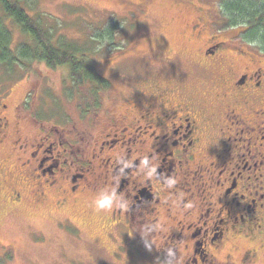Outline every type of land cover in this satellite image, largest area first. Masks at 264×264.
Returning <instances> with one entry per match:
<instances>
[{
	"label": "flooded vegetation",
	"instance_id": "af4514ba",
	"mask_svg": "<svg viewBox=\"0 0 264 264\" xmlns=\"http://www.w3.org/2000/svg\"><path fill=\"white\" fill-rule=\"evenodd\" d=\"M184 2L204 42L184 72L119 77L121 88L104 98L100 91L116 87L100 75L107 85L89 92L78 118L48 130L30 115L41 133L16 132L17 180L32 183L34 203L62 209L96 199L127 264H235L221 255L235 243L264 245V53L242 38L244 25H226L220 0ZM0 122L1 134L8 121ZM8 183L0 172V186L20 202ZM74 225L64 228L76 233ZM256 259L247 250L234 261Z\"/></svg>",
	"mask_w": 264,
	"mask_h": 264
},
{
	"label": "rangeland",
	"instance_id": "374dc122",
	"mask_svg": "<svg viewBox=\"0 0 264 264\" xmlns=\"http://www.w3.org/2000/svg\"><path fill=\"white\" fill-rule=\"evenodd\" d=\"M24 7L54 32L55 45L71 43L85 50L84 58L112 81L116 88L100 91L102 98L114 96L121 88L119 77L145 82L167 74L164 70L170 74L184 72L204 43L192 32L197 11L184 0H28ZM7 24L16 49L27 36L12 21ZM109 30L110 36L93 39ZM69 74L67 67L49 68L39 62L13 69L0 63V119L8 121L0 134V172L6 175L11 190L23 195L16 202L10 189L0 186V264L129 263L126 253L118 250V243L104 229L96 199L85 198L62 209L50 201L38 205L32 200V183L17 180L19 165L14 157V142L37 136L41 133L38 127L42 129L32 124L35 121L31 116L48 124L46 128L50 130L52 124H62L67 115L78 118V109L92 103L90 83L72 89ZM19 117L31 121L18 123ZM8 154L13 157L7 158ZM67 220L75 224L76 233L64 228ZM262 246L237 242L221 255L231 254L229 262L237 264L245 251L256 250L253 264H264ZM135 264L155 262L137 260Z\"/></svg>",
	"mask_w": 264,
	"mask_h": 264
},
{
	"label": "trees",
	"instance_id": "16d2710c",
	"mask_svg": "<svg viewBox=\"0 0 264 264\" xmlns=\"http://www.w3.org/2000/svg\"><path fill=\"white\" fill-rule=\"evenodd\" d=\"M221 10L227 26L244 25L242 38L252 40L264 53V1L220 0ZM28 0H0V63L13 69L16 66L39 62L49 68L67 67L72 89L90 83L91 93L106 86L90 60L84 58L85 50L64 42L55 45V34L35 20L25 9ZM7 21H12L27 36V40L16 49L12 46V32ZM111 30L102 32L100 39L110 36ZM92 40V38H91ZM93 85V86H92ZM74 90V91H75Z\"/></svg>",
	"mask_w": 264,
	"mask_h": 264
},
{
	"label": "clouds",
	"instance_id": "9594fccd",
	"mask_svg": "<svg viewBox=\"0 0 264 264\" xmlns=\"http://www.w3.org/2000/svg\"><path fill=\"white\" fill-rule=\"evenodd\" d=\"M144 163L146 164L147 161H144ZM154 172H155V168L153 167L151 170L148 171L147 175L149 177H151ZM98 204H99V202H98ZM104 205H105V207H111V197H105L104 198Z\"/></svg>",
	"mask_w": 264,
	"mask_h": 264
}]
</instances>
